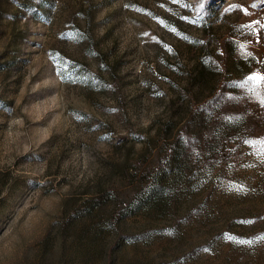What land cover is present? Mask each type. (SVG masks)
<instances>
[{
    "label": "rangeland",
    "instance_id": "obj_1",
    "mask_svg": "<svg viewBox=\"0 0 264 264\" xmlns=\"http://www.w3.org/2000/svg\"><path fill=\"white\" fill-rule=\"evenodd\" d=\"M10 3L0 264H264V0ZM238 77L231 114L208 112ZM204 111L193 167L145 200Z\"/></svg>",
    "mask_w": 264,
    "mask_h": 264
},
{
    "label": "trees",
    "instance_id": "obj_2",
    "mask_svg": "<svg viewBox=\"0 0 264 264\" xmlns=\"http://www.w3.org/2000/svg\"><path fill=\"white\" fill-rule=\"evenodd\" d=\"M10 0H0V35L3 34L4 30L1 28L3 20L11 15L10 11ZM1 58V57H0ZM3 64L0 61V70H2ZM204 67H201L199 69V74L203 75ZM202 79V77H201ZM248 84L247 81L243 77H238L234 79L233 81H230L228 84H221L217 90L214 92V97L212 98V101L208 103L206 106L208 109L207 111L210 112L212 109H219L224 108L225 112L229 114V111L231 110V101L232 99L237 98L240 94H246L248 90ZM199 90L201 88L199 87ZM204 111L203 114H200V122L199 126L197 127L198 130L196 131H180L182 134L189 135L188 138H178L177 136H172V128L169 132V138H166V141L169 143V157L166 159V163L164 164V167L159 169L156 172L155 177V187L154 191L152 190L149 194L147 193L145 200H152L154 198L162 197L166 193V189L163 186V181L166 178H173L176 179L177 175L185 169H190L193 166H191V163H188V156L185 153V147H188L191 145V137L198 135L199 129L206 126L207 124V117L209 113ZM231 114V113H230ZM229 114V115H230ZM228 118V117H226ZM182 130L187 129V123H183ZM224 128H232V126L226 125ZM216 132V131H215ZM225 132L223 131V128L217 127V133ZM192 137V139H194ZM215 144H218V140H214ZM128 159L126 157L123 158L120 167L122 170H125L127 165ZM142 201V199L140 200Z\"/></svg>",
    "mask_w": 264,
    "mask_h": 264
},
{
    "label": "snow or ice",
    "instance_id": "obj_3",
    "mask_svg": "<svg viewBox=\"0 0 264 264\" xmlns=\"http://www.w3.org/2000/svg\"><path fill=\"white\" fill-rule=\"evenodd\" d=\"M250 80H254V81H264V76H262L261 74H254L253 76L249 77ZM241 190L242 187H241ZM228 239H234L233 237L229 236L227 237ZM260 239H264V237H261ZM241 243H252V241H241Z\"/></svg>",
    "mask_w": 264,
    "mask_h": 264
}]
</instances>
